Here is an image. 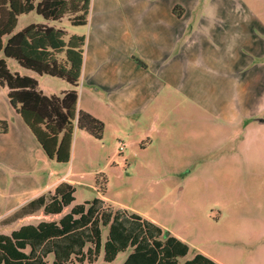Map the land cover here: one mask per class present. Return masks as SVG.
<instances>
[{"label": "rangeland", "instance_id": "rangeland-1", "mask_svg": "<svg viewBox=\"0 0 264 264\" xmlns=\"http://www.w3.org/2000/svg\"><path fill=\"white\" fill-rule=\"evenodd\" d=\"M180 1L194 10L197 25L203 21L201 29L194 23L186 29L179 23L156 26L155 17L163 19L166 14L156 13L154 5L164 8ZM244 1L264 24V0ZM231 2L92 0L85 25L75 26L74 15L47 23L32 12L18 18L14 34L29 25H49L64 30L65 41L72 36L86 41L79 106L102 121L105 129L102 139L76 131L70 163H54L61 176L73 167L71 178L82 183L75 186V205L104 195L116 209L154 219L165 233L187 240L192 248L185 260L202 249L224 264H264V63L252 64L254 56L264 54V28L262 23H250L257 37L247 38V16L228 14ZM174 7L182 17L185 9ZM154 37L161 39L158 53L175 45L173 58L167 59L173 71L164 90L160 84L151 110L137 116L139 106H123L126 79L135 87L139 76L145 78L140 71L156 70L143 58L152 52L147 42ZM194 39L198 43L189 47ZM192 54L203 58L204 74L192 72L189 65L185 68ZM1 59L11 73L37 80L47 96H59L70 88L66 81L39 76L2 53ZM86 62L92 72L84 77ZM87 77L97 82L96 87ZM7 93L0 86V122L10 127L14 118H21ZM145 103L144 98L140 106ZM32 138L28 162L18 153L11 166L0 162V216H8L50 182L51 170L40 161L45 153ZM120 142L125 144L122 152ZM5 143L0 137V152ZM39 220L0 225V234L10 235ZM127 256L128 252L120 253L107 263L101 252L92 264H123Z\"/></svg>", "mask_w": 264, "mask_h": 264}, {"label": "trees", "instance_id": "trees-1", "mask_svg": "<svg viewBox=\"0 0 264 264\" xmlns=\"http://www.w3.org/2000/svg\"><path fill=\"white\" fill-rule=\"evenodd\" d=\"M91 1L0 0V54L28 71L59 78L71 87L59 96H47L37 80L11 73L5 60H0V86L7 89L10 105L48 158L60 164L70 162L76 129L96 139H102L105 129L102 121L78 108L86 41L77 36L65 41L66 32L49 25H29L17 34L14 30L18 18L32 12L48 23L74 15L75 26L85 25ZM7 131V123L0 122V133ZM74 194L73 185L62 182L54 191L18 208L0 225L10 226L40 212L62 215L73 206ZM101 252L107 263L128 252L123 264H218L202 253L185 260L190 252L185 242L151 220L98 198L73 206L57 221L42 220L10 235L0 234V264H92Z\"/></svg>", "mask_w": 264, "mask_h": 264}, {"label": "crops", "instance_id": "crops-1", "mask_svg": "<svg viewBox=\"0 0 264 264\" xmlns=\"http://www.w3.org/2000/svg\"><path fill=\"white\" fill-rule=\"evenodd\" d=\"M227 1H229V0H227ZM171 2L169 3L170 5H165L164 8H162V7L160 8L159 5H154L155 9H157V10H155L156 13H160L159 10H161V12L166 14L165 18H163V19H160L158 17V15L155 17L156 18V22H155L156 26H163L164 28H168L169 26H173V25H176L179 23L178 25H181L182 27L184 26V28L186 29L187 27H189L190 25H192L194 23L195 26H197L199 29H201L203 27V25H201V26L199 25V23L203 22V21H199L198 25H197V23H195V21L192 20V18L195 17L193 14L194 10H191L192 8H190L187 4H184L182 1H180V3L179 2L171 3ZM231 3H232L231 7H229V9H228L229 10L228 14L231 15L232 12H238L240 15V12H242L245 15L244 17L247 16V18H252L250 20L245 18L246 21L244 23H246V26H247V29H246V31H247L246 35L247 36L246 37L249 39L255 40L257 36L253 31L250 30V27H248V26H250V23H253V26H257L258 23L263 24V22H261V20L258 19L257 17H253V15H252L253 11L250 7L249 2L246 3L244 0H232ZM177 4H179L183 9H185V13L182 17L181 16L177 17V15L174 12V9H175L174 6ZM217 9L220 10V7L218 6ZM189 13H190V16H189ZM191 13L193 14L192 16H191ZM263 28H264V24H263ZM195 29L196 28H194V30ZM156 36H158V33L156 34ZM160 40L161 39H159L158 37L148 39L147 44L150 45L149 48L152 49V52L150 54L148 53L146 55H143L144 60H146L150 65L155 66L156 70L151 72L150 74L143 71V70L142 71L139 70L141 72V74L145 75V78L139 76V78L137 80H135V85H134L135 87H131V83L129 82V81H131L130 78L126 79V80H128V82L126 84V92L123 93V95L125 97V98H123V106L124 107H131V108H134V106L135 107L139 106L138 107L139 110L137 111V116H139L140 114H143L147 110H151V108L153 107V102H155L158 98V96L156 94L159 91L160 84H162L161 86H163L162 89L164 90L168 86L166 84L170 83V78H171L170 74L172 75L173 64L171 61L170 62L167 61V59L173 58L172 54H173V48L175 45L172 44L171 49H169V50L165 49L161 53L160 52L158 53L157 45H160ZM196 43H198V42H197V40L194 39V40H192V42L191 41L188 42V46L191 47V46H193V44H196ZM186 51H187V49L184 47V53L185 54H186ZM160 54H162V55L159 56ZM257 62L258 63L259 62L264 63V54L262 55L260 53V54L256 55V57L255 56L253 57L252 64L254 65ZM187 65L193 67L192 72L204 74L203 58L202 57L197 58L196 56H193V54H192L190 56V58L189 57L187 58V62H185V68L187 67ZM263 68H264V65L262 66V69ZM88 70L90 72H92L90 65L88 66V62H86L85 69H84V77H86ZM184 71L186 72L185 69H184ZM87 78L89 80V83L92 86H95V84H97V82L94 79H91L90 77H87ZM140 79H143V80L140 81ZM160 80H163V81L161 82ZM154 87L157 88L156 93L155 94L150 93V89H153ZM70 89H71V87L68 90H70ZM108 89H110V88H108ZM144 98L146 100V103H145L144 107H142L140 105H142V101ZM199 104H202V103H199ZM81 105H82V99H81ZM78 108H79V110H82L81 106H79V102H78ZM84 112H86V111H84ZM18 117H19V115H18ZM260 122L263 123V121H260ZM12 125L13 126H10V127L8 126L7 133H0V137L4 138L7 141V143H5L3 148L1 149L2 152L5 154L2 155L1 154L2 152H0V162L6 163L7 165H10V166L13 164L12 160L15 158L16 153H18L19 156H22L24 163L28 162L29 158H30V151H32V149H33V147H32L33 146L32 133L29 130V128L26 126V124L23 122V120L22 119L20 120L19 118H14V122L12 123ZM11 131H13L12 136H10ZM76 131L79 132L82 130L76 129ZM75 150H76V148H75ZM35 151L38 153L37 148H35ZM74 156H75V154H74ZM40 161H41V163H43L44 166H47L51 170L49 173L50 174L49 175L50 182H48L40 190L33 193L30 196L31 200H33L37 197H40L41 195L47 193L48 191H54L62 182H68V183L72 184L74 188L76 185L82 184L81 182L77 181L76 179L71 178L74 174L73 173V167L68 169L66 171V173L61 176V175H59L57 168H54L55 167L54 163H56V161L50 160L48 158V156L46 155V153L44 156H41ZM58 164H60V163H58ZM56 176H58V177H56ZM53 177H56L54 179V181H53ZM75 192H76V189H75ZM74 197H75V194H74ZM102 198L106 201V203L111 202L110 199L104 195H102ZM31 200H29V201H31ZM29 201H27L26 203H28ZM86 202H90V201H86ZM26 203H22V204L25 205ZM23 205H21V206H23ZM73 206H75V202L73 203ZM73 206L65 209V211L63 212L62 215L44 216V214L42 212H40L38 215L28 216V217H25L24 219H22L20 221H26V220L32 219V218L33 219L38 218V219H40L39 221H42V220H45V221H54L55 220V221H57L62 216H64L66 213H68ZM20 207H18V208H20ZM13 208H15V207H13ZM17 209H14V211L12 213H10L8 216L12 215ZM122 209H125V208H122ZM130 213H132V212H130ZM8 216H0V217H2V219H0V220H3L5 218H7ZM147 219L151 220L152 222L156 223L159 227H161L154 219H151V218H147ZM24 225H28V224H24ZM162 229L164 230V228H162ZM169 235L175 236V237L179 238L180 240H182L183 242H185L190 247V252H191L192 247L189 245V243L187 242V240L185 238L181 237L178 234H173V233H169ZM190 252H189V254H190ZM196 253H202L205 256L209 257L210 259L214 260L216 263L224 264L222 261H220L216 257H213L212 255H210L209 253H207L206 251H204L202 249L194 250L193 255Z\"/></svg>", "mask_w": 264, "mask_h": 264}, {"label": "built area", "instance_id": "built-area-1", "mask_svg": "<svg viewBox=\"0 0 264 264\" xmlns=\"http://www.w3.org/2000/svg\"><path fill=\"white\" fill-rule=\"evenodd\" d=\"M119 145H120L119 146L120 152H122L124 150V148H125V144L123 142H120Z\"/></svg>", "mask_w": 264, "mask_h": 264}]
</instances>
